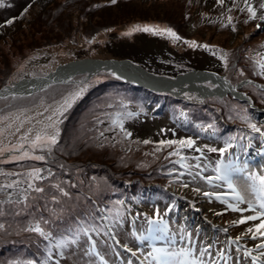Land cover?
<instances>
[{
    "label": "trees",
    "instance_id": "1",
    "mask_svg": "<svg viewBox=\"0 0 264 264\" xmlns=\"http://www.w3.org/2000/svg\"><path fill=\"white\" fill-rule=\"evenodd\" d=\"M179 1L178 14L181 18L178 24L149 18L132 21L121 27L130 26L133 22L159 24L171 28L182 39H190L192 36L185 34L184 29L186 24L188 26L192 22L197 8L193 9L192 0ZM136 2L138 0H117L115 4L111 3V0H65L56 4L51 2L49 8L44 9L48 14L44 13L41 20L35 19L29 27L32 28L31 35L45 34L37 47L31 51L34 53L41 49H54L56 46L74 48V51L77 48L82 51L95 46L106 48L107 44L102 39L117 29L116 24L110 25V14L107 11L121 4ZM135 7L144 8L142 5ZM232 11H240V20H234L231 27L239 23L244 38L229 45V35H224L221 30L222 35L218 36L221 39L219 42H213V33L209 39L210 43L202 42L213 50V56L206 55L211 61L206 69L219 73L223 71L222 74H226L234 86L250 82L239 88V91L249 96L255 107L264 109V90L254 84L264 85L263 75L258 74L260 68L256 63L264 39V33H260L255 24V20L259 18L258 11L256 19L253 20L249 19L246 9L242 11L240 7L235 6ZM147 12L149 11L132 13L144 16ZM28 21L29 14L25 16L23 23ZM197 24L205 30L208 23L198 20ZM217 25L219 30L220 27L226 29L221 22ZM22 30L27 31L24 28ZM18 31L20 32H16ZM56 32L63 39L54 40L53 33ZM29 37L27 36V39ZM25 41L19 39L10 47L17 48L18 52L20 45ZM218 46L224 47L225 50ZM216 48L220 51L216 52ZM225 54L227 60H221L220 57ZM191 59H197V56H187L186 59L175 61L172 69L185 71L187 68L182 75L196 70L191 69V64L194 63ZM23 60H26V57ZM135 64L157 75L170 78L180 75L175 72L159 74L158 71L154 72L138 63ZM15 72L14 62L12 66L0 72V90L15 81ZM75 80L88 83L87 88L80 100L63 114L57 143L52 146L51 151L47 148L28 147L25 150L29 151V156L16 161H10L14 153L8 157L7 152L0 156V201H4L0 203V224L4 225V228L0 229V259H3L0 264H26L29 260H35L37 264H44L45 261L47 264H53L57 253L69 252L87 240L88 236H98L101 242L106 244L107 229L104 222L109 224L112 231L119 232V226L127 222L128 213L133 212L132 204L140 206L162 201L174 209L183 203L171 192V187L183 182L180 179L182 174L178 170L180 164L185 162L180 155L169 156L170 152L177 150L174 145L169 147L148 143L143 147L140 142L138 145L133 144L134 123L136 120L145 121L146 116L143 115H148L150 109H153L151 119L166 118L170 121V128L176 127L187 134H195L223 144L228 141L233 145L232 148L240 149L249 138L256 140L259 133H264L262 122L256 119L257 112L231 95L200 100L190 94L180 98L171 93H154L126 82L112 72H102L89 79L85 75L78 76ZM76 87L75 83L65 86L51 85L37 93L38 95L17 96L13 100L12 97L0 99V113L14 112L17 111L15 109L21 108L11 104L14 100L24 103V108H29L39 102L58 100ZM245 116L249 119H243ZM102 119L104 120L101 121ZM113 121H122L123 130L119 123ZM131 123L134 125H130ZM249 124H255L261 131L254 132ZM125 132L131 135H125ZM231 137L236 138L230 139ZM158 147L161 148L160 151H156ZM35 155H44L45 160H35L32 158ZM7 158L9 161H6ZM177 160L181 162L176 163ZM34 168L41 169L40 175L46 178L34 181L28 175ZM49 171L52 175H49ZM13 181L18 183L11 188L7 187ZM29 184H33V187L29 188ZM57 184L60 188L55 187ZM36 186L42 187L44 191L37 193L34 190ZM61 188L68 193L67 196L60 191ZM53 197L56 199L53 200ZM87 198L92 201L89 202ZM37 223L52 234L49 239L39 233L25 231ZM80 229H88L87 234L80 231L77 236L76 233ZM63 239L68 240L67 246L57 248L56 244ZM72 239L76 240L75 244L71 243ZM6 257L14 258L5 259Z\"/></svg>",
    "mask_w": 264,
    "mask_h": 264
},
{
    "label": "rangeland",
    "instance_id": "2",
    "mask_svg": "<svg viewBox=\"0 0 264 264\" xmlns=\"http://www.w3.org/2000/svg\"><path fill=\"white\" fill-rule=\"evenodd\" d=\"M59 1L63 2L65 0H4L5 6L0 7V25H4L3 27H0V72L4 71L9 66H12V63L14 62L16 68L14 78L15 81H19L24 78L41 76L43 73H48L49 71L53 72L59 65L69 64L78 60H121L130 58L129 60H132L134 63L136 62L151 71H158L159 74L175 72L181 75L182 72L187 71V68H185V71L184 69H179L177 71L176 69H172V66L175 61L186 59L187 56H197V59H191L194 61V63L191 64V69L200 71L206 69V66L211 64V61L206 55L213 56V50L210 46L209 48H204L201 44H203L202 42L204 41L207 43H210L211 41L219 42L221 38L218 36L222 35L221 30L225 33L224 35H229L231 40V42L229 41V45H232L234 42L238 43L240 39L244 38L242 27L239 26V23L233 28L231 27V24L234 20H240V11H232L234 3L241 9L247 10L245 0H225L223 4H220L218 0H192L193 9L194 7L197 9L194 11L192 22L188 26L186 24L184 29L185 34L192 36L190 39L174 40L166 34L156 35L152 32L143 31H135L130 35H125V33H128L135 25H156L160 28H168L159 24H142L140 22H133L130 26L121 27L123 24L132 21H141L150 18L154 20L161 19V21H169L178 24V20L181 18V15L178 14V8L180 5L179 0H138V2L134 4H121L113 7L112 10L107 11V13L110 14V25L116 24L117 29L109 32L108 35H105L102 39V41L104 40L107 44L106 48L103 46L101 48L95 46L82 51H79L77 48L74 51V48H59V46H56L54 49H41L40 51H35L33 53L31 51L32 48L37 47L38 42L43 39L45 34L38 33L36 35H31L30 31L32 28L29 29V27L32 26L35 19L41 20V16L44 13H47L44 9H48L51 2H55L54 4H56ZM248 2L259 11V14L264 15V9L260 8V5L264 3V0H248ZM28 4H31V7L29 8L30 11L28 10L29 12L24 14L23 8ZM140 5L144 6V8L135 7ZM229 9H231V11H229ZM133 11L137 13L149 12L144 16H141L140 14L132 13ZM27 14H29L30 21L23 23ZM13 17L20 18L15 19L11 25H6L4 23L7 19ZM229 17H232L231 21H229ZM125 19L126 22H124ZM198 20L208 23L205 26V30H202L198 26ZM220 22L225 25L227 31L222 27H220V30L218 29L219 25H217V23ZM255 24H260L261 27L259 28V31L260 33H264V21L256 19ZM23 28L29 30L23 31ZM17 30H20V32H16ZM57 33L58 32H56V34L53 33V36L55 37L54 40L63 39L62 36ZM114 33L117 37L115 39L109 38ZM213 33H215V36L213 40L209 41ZM27 36L30 37L27 39ZM19 39H23L24 41L27 40L20 45L19 51L17 52V48L10 46L14 41ZM185 41H196L197 46L193 47ZM218 47L225 50L222 46ZM82 48L84 49V46H82ZM215 51L218 52L220 49L216 48ZM259 51L260 54H264V39ZM25 57L26 60H23ZM214 69L218 70V68ZM7 71H5V73ZM220 76L222 77V75ZM75 82L77 87L73 91L55 101L39 102L35 106H29V108H24L26 107L24 103H17L15 100L12 101L11 104L21 108H19L20 110L15 109L17 111L14 112L0 113V149L4 150L3 152H0V156L6 152V157L11 153H14V156L20 155L21 151L31 147L29 141L35 137L37 132L47 131L48 133H52L54 129L46 128V126L53 122L58 121V123H56V128L59 129L60 133V122L63 115L57 113V108L63 103L65 97H68L71 93H75L80 89H84L85 91L88 85V83ZM207 82H210L208 84H210L211 87H214L212 81H206L205 83ZM205 83L200 85L203 86ZM226 83L228 82L226 81ZM190 85L191 84H184L183 87H185V90L183 88L182 91H178H181L184 95H186L185 92H187L190 94H197L198 97H208L200 96L198 91L195 92L190 90ZM83 92L80 97L72 103V106L80 100L83 96ZM14 98L16 97H12L11 99L13 100ZM66 111H64L63 114ZM152 111L153 109H151L150 112H147L148 115H143L146 116L145 121L136 120L134 123L135 125L132 123L130 124L135 127L134 145H138V142H140L143 147H146L148 143L145 144V140L151 141L149 144L153 145L159 144L160 140H180L189 137L195 141V145L191 149L174 145L176 149H179V155L181 157H188L187 160L183 159L185 162L180 164L181 167L178 170L183 174L180 179L184 180V182L176 186V189H174V193L183 199L185 203L180 204L179 211L177 212L169 209L167 205L162 204L161 202L159 203V212L164 214L160 219L167 222L168 231L162 234V238L154 239L155 241L152 244H150L149 241L142 242L139 239L140 235H147V229L149 227L148 221L150 219H157L155 216H157L158 212L156 213L157 209L154 207V204H146L139 210L141 215H139L140 219L137 221L133 215L130 216L129 223L119 229L120 234L114 231L110 234V237L107 236L106 244L101 242L98 236H93V241L90 239L84 240L77 246L73 247L71 249L73 250V253L71 254V250L65 254L57 253L54 256L53 264H141L142 261L144 264H148L151 258L147 257V253L151 251L152 246H170L177 250L181 247H192L196 250V254L198 255L199 250L207 247L209 244L212 245V248L209 249L212 255L211 257H203L205 260L215 259L217 264H259V262H254L251 257L246 256L244 253L246 249H253L252 255L256 256L260 251H264V249L256 248V245L261 243V241L264 240V237H258L256 240H253L251 239V234L245 235L248 227H252L260 221H248L245 224L232 223L233 221L240 220L243 216L254 215L255 212L251 209L246 212L233 211L228 205L237 202L234 196L230 194L232 190L227 187V184L224 181L215 180L210 183L203 177H215L217 175L214 170L217 160L224 159L227 161L229 158L236 159L237 157H239V164L243 165L244 163H247L248 170L255 172V168L250 166L249 161L246 160L245 154L246 152L247 154L252 153V157L255 158L256 151L253 147L256 143L258 146L262 144L263 147L261 148V154L263 155L264 138L261 136L262 133L259 136H256L257 141L255 143L251 141V144H249L248 141V146L242 148V152L240 153L243 159H241L238 151H234V148H229L224 154H221L218 151H208L207 148H203L204 145H208L210 148L214 147L219 149L225 147V143L223 144L218 141L203 139L202 136L195 134H187L176 127L170 128L168 127L169 120L166 118H148L152 115ZM49 117L52 119L49 120ZM258 117L262 121L264 127V112L257 113L256 118L258 119ZM17 129H19V131H17ZM29 129H31V132L28 135V140L21 141L20 137L28 132ZM21 142L25 145L23 150L13 148V145H17ZM195 148H203V155L201 156L199 152H196ZM196 156H200L199 161L193 159ZM6 161H9V158H7ZM10 161L16 160L11 158ZM196 163L200 164V168L195 167ZM185 165H190L191 167H186ZM259 173L264 174L263 164L260 165ZM193 176H195V179H193ZM233 179L246 200H252L255 203V194L252 193L249 188L250 182L242 175H235ZM184 185L187 186L185 187ZM196 189H199L200 191L197 192ZM205 192L213 193L214 195L205 196ZM215 194H220V197L217 198V195ZM225 201H227V203ZM239 206L241 208L248 207L246 203L240 204ZM257 210H259L258 205ZM224 229H227V232H225ZM120 235L123 237L121 238L123 244L119 243L118 237H120ZM236 237L241 238L235 240ZM234 240L235 242L233 243L232 241ZM129 249H131V251H129ZM220 251L224 252L225 259L219 257L218 252ZM101 257L103 259H101ZM227 257H231V259L229 260ZM12 258L14 257H6L5 259ZM261 259L264 260V258Z\"/></svg>",
    "mask_w": 264,
    "mask_h": 264
},
{
    "label": "snow or ice",
    "instance_id": "3",
    "mask_svg": "<svg viewBox=\"0 0 264 264\" xmlns=\"http://www.w3.org/2000/svg\"><path fill=\"white\" fill-rule=\"evenodd\" d=\"M117 0H111V3L115 4ZM220 4H223L225 0H218ZM245 4L247 7V11L249 13V19L253 20L256 19L257 17V10L248 2V0H245ZM5 3L4 0H0V7H4ZM99 5H97L98 7ZM234 7L236 6L235 3L233 5ZM31 7V4H28L26 7L23 8V13L26 14ZM261 9H264V3L260 5ZM243 11V9H241ZM231 11V9H229ZM20 17H13L11 19H7L4 23L6 25H11L15 19H18ZM229 21H231L232 17L228 18ZM261 21H264V15H261L259 17ZM247 22V21H245ZM4 25H0V27H3ZM261 25L257 24V28H260ZM135 31H143V32H152L153 34L156 35H168L174 40H181L182 38L177 35L175 31H173L171 28H160L159 26H149V25H135L128 33H125V35H130L132 32ZM186 43L190 44L193 47L197 46L196 41H185ZM204 48H209V45L205 44L202 45ZM258 59H256V63L258 67L260 68V72L258 73L259 75H264V54H257ZM221 60H227V54L223 55L220 57ZM84 89H80L79 91L75 93H71L68 97L64 98L63 103L57 108V113L59 115H63V112L66 111L68 108L72 106V103L75 102L76 99L80 97ZM132 115V114H129ZM49 120L52 118L49 117ZM243 119L248 120L249 117L245 116ZM56 123L53 122L52 124H49L46 126V128H52L54 131L52 133H48L47 131L43 132H37L35 137L29 141L31 144L32 149L36 148H47L48 151L50 152L52 149V146L56 145L57 139L59 136V129L56 128ZM113 123H119L121 129L123 130V123L122 121H113ZM22 126V124H21ZM211 127V125H209ZM249 127L254 131V132H260L261 130L257 128L255 124H249ZM19 131V129H17ZM31 132V129L28 130L24 135L20 137L21 141H27L28 140V135ZM125 135H131L130 133L125 132ZM262 138H264V133L261 134ZM236 137H231L230 139H235ZM151 141L145 140L144 143H150ZM249 144H251V138H249ZM159 145L161 146H169L171 147L172 145H179L181 147H186V148H193L195 145V141L192 138H186V139H180V140H160ZM233 145L229 143L228 141L225 142V147L223 148H210L208 145H204L203 148H207L208 151L210 152H219L221 154H224L227 152L229 148H232ZM243 147V146H242ZM13 148H19L23 150L25 148V145L23 142L13 145ZM203 148H195L196 152H199L201 156L203 155ZM161 148H157L156 151H160ZM3 149H0V152H3ZM179 149H177L174 152H170L169 156L171 155H179ZM29 156V151L23 150L21 151V154L18 156H13L12 159L14 160H23L26 157ZM35 160L38 161H43L45 160L44 155H35L32 157ZM184 160H187L188 157H183ZM193 159L196 161L200 160V156H196ZM239 157L236 159H231L229 158L227 161L224 159H220L216 161V167H215V172L217 175L215 177L212 176H207L203 177L210 183L215 181H224L227 184V187L231 189V195L234 196L235 200L237 203L234 204H229L228 207L231 208L233 211L236 212H246L249 209L255 212L254 215H246L243 216L240 220L233 221L232 223L234 224H245L248 221H257L259 220L260 222L258 224H255L252 227H248L246 230L245 235L251 234V239L256 240L258 237H264V174H261L259 172H252L248 170V165L247 163H244L243 165L238 163ZM180 160H177L176 163H180ZM186 167H191L190 165H185ZM62 167V166H61ZM196 168H200V164L196 163L195 165ZM41 169L39 168H34L32 169L31 172L28 173V175L35 181V180H42L45 179L46 177H43L40 175ZM49 175H52L51 171H49ZM235 175H242L245 177L247 181H249V188L251 189L252 193L255 194V203L252 200H246L245 196L242 194V192L239 190L237 185L234 182L233 177ZM193 179H195V176H193ZM18 181H13L11 184H8L7 187L11 188L15 184H17ZM185 187L187 185H184ZM29 188L33 187V184L28 185ZM56 188H60V186L57 184L55 185ZM34 190L37 193H42L44 189L42 187L36 186ZM61 192L65 196L68 195L67 192H65L62 188L60 189ZM197 192H199V189H196ZM205 196H211L214 195L213 193H204ZM217 195V198L220 197V194H215ZM227 195V194H225ZM27 199V197H25ZM56 197H53V200H55ZM227 203V201H225ZM0 203H4V201H0ZM122 203V202H121ZM247 204V208H241L239 205L240 204ZM257 205L259 206V210H257ZM2 214V213H0ZM149 227L147 229V235H140L139 239L143 241H150L153 239H160L162 238V234L166 233L168 231V225L167 222L162 221L159 217L157 219H150L148 221ZM4 225L0 224V229H3ZM25 231H32L39 233L41 236H43L45 239H49L52 234L50 232H46L44 228L40 226L39 223L35 224L34 226H31ZM80 231H83L85 234H87L88 229H80L77 231L76 235L79 236ZM225 232H227V229H224ZM159 234V235H158ZM241 237H236L235 240H239ZM232 241L233 243L235 242ZM71 243L75 244L76 240L72 239ZM68 240L63 239L60 240L57 244V248H63L67 246ZM212 248V245L209 244L207 247L200 249L199 254H196V250L192 247H181L178 250L169 247H156L152 246L151 251L147 253V257H150L151 259L149 260L148 264H217V261L215 259H210V260H205L203 257L208 256L211 257V252L209 249ZM257 249H264V240L261 241V243L256 245ZM131 251V249H129ZM253 249H246L245 250V255L249 256L252 258L254 262H259V264H264V260L261 258H264V251H260L258 255L253 256L252 255ZM51 250H49V255H51ZM218 255L221 259H225L224 252L220 251L218 252ZM101 259H103L101 257ZM227 259H231V257H227ZM26 264H37L35 260H29L26 262ZM44 264H47V261L44 262ZM141 264H144L142 261Z\"/></svg>",
    "mask_w": 264,
    "mask_h": 264
},
{
    "label": "bare ground",
    "instance_id": "4",
    "mask_svg": "<svg viewBox=\"0 0 264 264\" xmlns=\"http://www.w3.org/2000/svg\"><path fill=\"white\" fill-rule=\"evenodd\" d=\"M107 60H115L117 62H102ZM125 61L127 60L98 59V61H91V59H83L79 60L78 62L75 61L69 64L60 65L55 69V71H53L52 73H48L45 76H36L32 78H24L19 81H13L10 85L0 90V99H6L7 97L12 95H29L34 92L46 89L51 85L66 84L79 75L87 74L89 75V77H93L108 70H112L113 72L119 74L121 77H124L129 81H133L137 84H140L141 86H147L151 90L156 91H182L183 88L185 90V87H183L184 84H191L189 89L195 92L198 91L202 96H211L218 94V96H225L229 92H233V90L230 88V85L226 83L225 79L219 74L217 75L213 72L194 71L184 76H179L174 79L167 80L148 75L143 70L134 67L132 64ZM206 81H212L215 87L209 88L206 85H200L204 84ZM167 113L169 112L167 111ZM176 118L177 117H175V119ZM103 120L104 119H102L101 121ZM245 156L246 160H250L249 163L251 166L252 153H246ZM90 201L92 200H89V202Z\"/></svg>",
    "mask_w": 264,
    "mask_h": 264
},
{
    "label": "water",
    "instance_id": "5",
    "mask_svg": "<svg viewBox=\"0 0 264 264\" xmlns=\"http://www.w3.org/2000/svg\"><path fill=\"white\" fill-rule=\"evenodd\" d=\"M111 38H113V39H115L116 37H117V35L114 33V34H112L111 36H110ZM91 61H98V60H91ZM117 62V61H115V60H107V61H102V62H105V63H107V62ZM78 62V61H77ZM125 62H127V63H130V62H128V61H125ZM130 64H132V63H130ZM133 65V64H132ZM134 66V65H133ZM134 67H137V66H134ZM137 68H139V69H141L140 67H137ZM141 70H143V69H141ZM144 71V70H143ZM145 72V71H144ZM146 74H148L147 72H145ZM119 75V74H118ZM148 75H150V74H148ZM120 76V75H119ZM151 76H153V75H151ZM121 77V76H120ZM153 77H156V78H162V79H167V78H164V77H157V76H153ZM122 78H124V77H122ZM168 80V79H167ZM138 85H140V84H138ZM141 86V85H140ZM143 87H145V88H148L147 86H143ZM150 89V88H149ZM153 91H156V90H153ZM157 92H163V91H157ZM1 93V92H0ZM234 97H236V98H238V99H241V100H247L246 98H244V97H242L241 95H239L238 93H236V92H232L231 93ZM1 97V96H0Z\"/></svg>",
    "mask_w": 264,
    "mask_h": 264
}]
</instances>
